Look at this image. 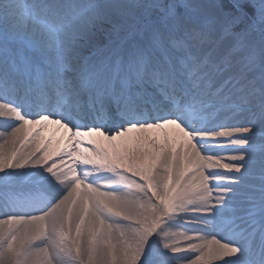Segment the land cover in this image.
Instances as JSON below:
<instances>
[{
	"label": "snow or ice",
	"instance_id": "snow-or-ice-1",
	"mask_svg": "<svg viewBox=\"0 0 264 264\" xmlns=\"http://www.w3.org/2000/svg\"><path fill=\"white\" fill-rule=\"evenodd\" d=\"M0 119V264H264V0H0Z\"/></svg>",
	"mask_w": 264,
	"mask_h": 264
},
{
	"label": "bare ground",
	"instance_id": "bare-ground-1",
	"mask_svg": "<svg viewBox=\"0 0 264 264\" xmlns=\"http://www.w3.org/2000/svg\"><path fill=\"white\" fill-rule=\"evenodd\" d=\"M4 123L5 121L3 119H0V127H2ZM44 135L48 137L55 136V139L57 141H60L63 138L62 131L60 133H55V126H49V129L45 131Z\"/></svg>",
	"mask_w": 264,
	"mask_h": 264
}]
</instances>
